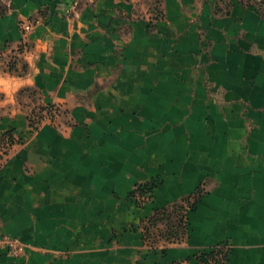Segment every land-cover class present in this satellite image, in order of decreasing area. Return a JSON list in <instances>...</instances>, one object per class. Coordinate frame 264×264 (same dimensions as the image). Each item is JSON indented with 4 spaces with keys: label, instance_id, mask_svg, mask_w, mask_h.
<instances>
[{
    "label": "crops",
    "instance_id": "1",
    "mask_svg": "<svg viewBox=\"0 0 264 264\" xmlns=\"http://www.w3.org/2000/svg\"><path fill=\"white\" fill-rule=\"evenodd\" d=\"M72 1L0 16V135L22 137L0 164V234L24 248L0 245V264H212L198 256L216 248L264 264V11L83 0L69 16ZM24 88L53 105L36 129ZM200 187L188 236L144 243L142 220Z\"/></svg>",
    "mask_w": 264,
    "mask_h": 264
},
{
    "label": "trees",
    "instance_id": "2",
    "mask_svg": "<svg viewBox=\"0 0 264 264\" xmlns=\"http://www.w3.org/2000/svg\"><path fill=\"white\" fill-rule=\"evenodd\" d=\"M261 7L262 10H264V3L261 4ZM8 10L9 7L0 0V16L5 14ZM28 89H31L39 96V101H41L44 111L51 113L53 105L48 104L45 106L36 89L24 88L20 93H23ZM1 96L3 97L2 93H0V97ZM31 124L32 123H30V125ZM31 126L35 129L37 128L36 126H33V124ZM16 133L17 132L13 128L3 132L0 135V147L5 149L7 143L11 145L16 141L22 140L21 136H18V138L15 137ZM149 184L152 183L148 182L147 186ZM203 195L204 190L200 187L194 193L185 195L181 199L164 207L157 208L150 215L145 217L142 220L144 243L154 247L161 242L172 243L184 240L188 236L190 211L194 209L195 205ZM198 257L200 262L204 263L209 259L212 264H224L225 262V252L223 248L203 251ZM210 260L208 261L209 263Z\"/></svg>",
    "mask_w": 264,
    "mask_h": 264
},
{
    "label": "built area",
    "instance_id": "3",
    "mask_svg": "<svg viewBox=\"0 0 264 264\" xmlns=\"http://www.w3.org/2000/svg\"><path fill=\"white\" fill-rule=\"evenodd\" d=\"M4 4L8 7L11 6L12 0H1ZM83 0H73L70 8L68 10L69 16H77L79 14V10L81 7ZM264 3V0H253V4L258 8L260 11L262 10L261 4ZM32 23H27L24 27L25 30H30L32 28ZM151 185L147 186V183L140 184L135 189L133 194L134 200L139 204H143L151 199L152 192H151ZM0 245L7 248L8 252L13 255H18L23 252V245L22 242L10 235L0 234Z\"/></svg>",
    "mask_w": 264,
    "mask_h": 264
},
{
    "label": "rangeland",
    "instance_id": "4",
    "mask_svg": "<svg viewBox=\"0 0 264 264\" xmlns=\"http://www.w3.org/2000/svg\"><path fill=\"white\" fill-rule=\"evenodd\" d=\"M24 96L28 99L26 102H23ZM19 97L22 103H24L23 108L26 109V111L28 112L29 121L33 124V126L38 127L39 124H41L42 122L52 120L51 114L48 111H44L41 105V101H39V96L34 93L31 89H28L23 93H19ZM2 98L3 97L1 96L0 100H2ZM2 113L3 110H0V115ZM6 147H8V143L6 144ZM5 149L0 147V164L2 162L3 154L8 151V148L6 150Z\"/></svg>",
    "mask_w": 264,
    "mask_h": 264
}]
</instances>
